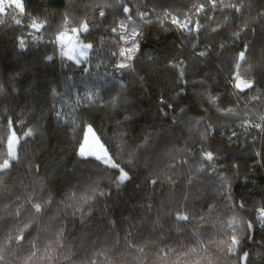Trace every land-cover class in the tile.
I'll use <instances>...</instances> for the list:
<instances>
[{
    "label": "trees",
    "instance_id": "obj_1",
    "mask_svg": "<svg viewBox=\"0 0 264 264\" xmlns=\"http://www.w3.org/2000/svg\"><path fill=\"white\" fill-rule=\"evenodd\" d=\"M208 2L0 11V264H264V0L195 26ZM74 41L91 45L80 64L61 51ZM88 125L109 160L78 154Z\"/></svg>",
    "mask_w": 264,
    "mask_h": 264
},
{
    "label": "rangeland",
    "instance_id": "obj_2",
    "mask_svg": "<svg viewBox=\"0 0 264 264\" xmlns=\"http://www.w3.org/2000/svg\"><path fill=\"white\" fill-rule=\"evenodd\" d=\"M10 4H11V0H0V8L2 9L10 7L9 6ZM199 6H195L194 9H197ZM128 25H129V29L127 32V36L129 37L130 42L131 41L133 42L137 35L136 24L134 22H129ZM69 38H70V35L66 34L63 38L61 37L60 39L62 42H67ZM89 56H90L89 51L85 47L77 43L76 41L69 43V50L67 52V57H69L70 59H73L76 63L80 64L83 60L88 59ZM134 57H135V49L131 46L125 52L124 57L122 58L119 65L124 64L126 67L127 64L130 62V60L133 59ZM121 68H124V67H121ZM85 72H89V70L86 69ZM17 146H18V139H15L10 144V151L13 156H15L16 154L15 150Z\"/></svg>",
    "mask_w": 264,
    "mask_h": 264
},
{
    "label": "snow or ice",
    "instance_id": "obj_3",
    "mask_svg": "<svg viewBox=\"0 0 264 264\" xmlns=\"http://www.w3.org/2000/svg\"><path fill=\"white\" fill-rule=\"evenodd\" d=\"M215 3H216V0H211V6L212 7H215ZM14 5L16 8L20 9L21 12H23V5H22V0H11V4L9 6H12ZM203 9V5H200L199 8L197 9V11H200ZM0 11H4V9L0 8ZM129 11V9L127 7L124 8V12L127 13ZM237 11H239V9L237 8ZM103 12L100 13L101 16H103ZM17 23H20L19 21H17ZM172 23L174 24H177L179 27L181 28H187L188 25L187 24H180L179 21H177L176 19H173L172 20ZM123 26V25H122ZM32 27L36 28L37 30H39V28L41 27V25H37L35 22L32 24ZM82 29L84 31H87V24H83L82 26ZM73 31H77L76 29H73ZM113 31H115V29H113ZM86 48H90L91 45H85ZM83 54V53H82ZM204 53H201V55H203ZM239 59L240 60H244L245 59V53L244 52H240L239 54ZM121 67H125L124 64H121L120 65ZM237 68H239V64L237 65ZM237 79H238V83H237V88H241V90H243V88L241 87L243 85V87H251V83H248V82H245L243 80H241L239 78V75L237 76ZM15 158V157H13ZM206 158L208 160H212V154L211 153H208ZM112 167H118L117 164H112L111 165ZM9 167V163L7 160L4 161V164H3V168L4 169H7ZM121 172H123V170H121ZM120 179L121 181H123L124 179H127V173H123L121 176H120ZM153 183H155V181H153ZM34 208L36 210V212H40L41 211V208H40V205L39 204H36L34 205ZM177 220H183V221H187L189 219V217L187 215H177L176 217ZM20 239H23V237H19ZM236 241L235 239L233 240V244H235ZM233 249H230V251H232ZM244 259H246V254H245V257Z\"/></svg>",
    "mask_w": 264,
    "mask_h": 264
},
{
    "label": "built area",
    "instance_id": "obj_4",
    "mask_svg": "<svg viewBox=\"0 0 264 264\" xmlns=\"http://www.w3.org/2000/svg\"><path fill=\"white\" fill-rule=\"evenodd\" d=\"M120 2H122V1H120ZM223 7H225V8H223ZM237 8H238L237 4L231 2V0H216L215 7L211 6V0H209L207 5H203L202 10L196 11V14L193 16L192 20L196 22L195 26H197L199 17H207V16L216 17L221 9L227 10L229 12H239V11H237ZM150 12L155 14L154 11H152V10H150ZM148 15L144 14V15H142V17H146ZM162 19L165 20V22H167L174 31L178 32L180 27L177 24L172 23L173 19H176L177 21H179V19L176 16H171L170 18L168 17V18H162ZM83 24H85V23H83ZM180 24H187V23H180ZM187 25L189 26V24H187ZM87 30H88V28H87ZM79 32L82 33V32H86V31H84L82 29V27L78 28L77 31H75V33L73 34L72 39H75V36ZM68 49H69V46L65 45L62 47L61 51L63 54H65ZM205 56H206V53L201 55L202 58L206 59Z\"/></svg>",
    "mask_w": 264,
    "mask_h": 264
},
{
    "label": "water",
    "instance_id": "obj_5",
    "mask_svg": "<svg viewBox=\"0 0 264 264\" xmlns=\"http://www.w3.org/2000/svg\"><path fill=\"white\" fill-rule=\"evenodd\" d=\"M44 25H41L40 28H43ZM14 138V135L11 139ZM78 154L85 159H91L95 161H100L103 159H110V152L102 141L96 130L92 125H88L85 128L84 136L82 143L79 147Z\"/></svg>",
    "mask_w": 264,
    "mask_h": 264
}]
</instances>
